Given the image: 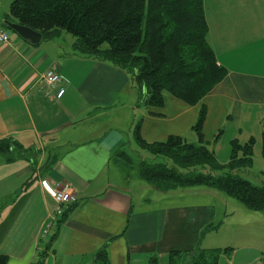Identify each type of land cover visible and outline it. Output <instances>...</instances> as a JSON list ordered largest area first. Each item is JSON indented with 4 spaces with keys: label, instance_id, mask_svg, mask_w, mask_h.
Wrapping results in <instances>:
<instances>
[{
    "label": "crops",
    "instance_id": "1",
    "mask_svg": "<svg viewBox=\"0 0 264 264\" xmlns=\"http://www.w3.org/2000/svg\"><path fill=\"white\" fill-rule=\"evenodd\" d=\"M9 3L0 0V25L10 36L0 44V139L12 138L30 155L36 152L37 163L33 170L32 160L0 162V255L7 264H30L45 240L54 202L42 181L67 184L77 197L75 206L63 209L68 216L43 264H90L105 246L110 264H168L170 252L196 248L230 249L218 264H264V212L248 211L207 188L154 191L112 159L133 139L137 123L141 139L150 144L170 136L195 142L192 127L201 103L187 106L164 94L163 108L145 107L127 72L75 52L69 35L41 37L37 45L21 39L2 24H17L8 18ZM203 4L208 44L227 71L202 100L203 140L225 164L220 161L224 156L229 161L231 141L253 139L250 168L259 163L261 179L255 184L243 179L261 186L264 0ZM50 70L67 83L53 99L44 96L41 84ZM46 161L53 164L42 174ZM210 225L212 231L204 232Z\"/></svg>",
    "mask_w": 264,
    "mask_h": 264
},
{
    "label": "trees",
    "instance_id": "2",
    "mask_svg": "<svg viewBox=\"0 0 264 264\" xmlns=\"http://www.w3.org/2000/svg\"><path fill=\"white\" fill-rule=\"evenodd\" d=\"M8 18L41 34L42 39L63 32L74 39L75 52L127 72L145 107L163 108L164 94L187 106L201 103L192 127L193 143L175 136L147 143L141 139L137 123L132 131L135 143L164 162L132 160L124 151H117L112 159L123 169L134 170L138 179L157 192L207 188L234 199L248 211L264 212V185L255 186L239 176L252 166L253 139L244 144L231 141V155L225 164L218 162L203 140L206 108L202 100L227 73L207 41L203 0H10ZM29 151L12 138L0 139V162L32 160L35 170L37 160ZM52 164L46 161L42 174L49 172ZM76 203L77 197L70 205ZM64 208L55 232L40 241L30 264L44 263L68 216ZM213 228L210 225L204 232ZM229 250L172 251L168 264H218L219 257ZM7 261L0 255V264ZM90 264H110L106 246L93 255Z\"/></svg>",
    "mask_w": 264,
    "mask_h": 264
},
{
    "label": "built area",
    "instance_id": "3",
    "mask_svg": "<svg viewBox=\"0 0 264 264\" xmlns=\"http://www.w3.org/2000/svg\"><path fill=\"white\" fill-rule=\"evenodd\" d=\"M9 39L8 32L0 25V44L8 43ZM41 84L44 96L49 99H53L54 93L57 95L67 87V83L53 70L47 71L41 76ZM41 184L54 202L53 211L49 215V221L42 232V237H45L48 235L53 223L62 214V208L76 201V194L73 188L67 184L50 186L46 181H42Z\"/></svg>",
    "mask_w": 264,
    "mask_h": 264
},
{
    "label": "rangeland",
    "instance_id": "4",
    "mask_svg": "<svg viewBox=\"0 0 264 264\" xmlns=\"http://www.w3.org/2000/svg\"><path fill=\"white\" fill-rule=\"evenodd\" d=\"M65 34V33H64ZM71 37V36H69ZM228 135H225V137H228ZM124 152L130 157L132 158V160H144L146 162H151V163H163L164 161L161 159H157L154 158L151 154H149L147 151L141 149L133 139L130 140V143L125 147ZM36 152H34L35 154ZM38 153V152H37ZM228 160L227 156H224L222 161L220 162H224L226 163ZM168 166H172L170 163H168ZM258 169H260V165L259 163L255 162V167L253 169L248 168L245 169L243 171L239 172V176H241V178H248L251 182H253L254 184L260 180L261 178H258L260 176H258L257 171H259ZM247 171H249V173H246ZM136 173V172H135ZM246 173V174H244ZM144 183V182H142ZM234 200V199H233ZM212 231V230H211Z\"/></svg>",
    "mask_w": 264,
    "mask_h": 264
},
{
    "label": "water",
    "instance_id": "5",
    "mask_svg": "<svg viewBox=\"0 0 264 264\" xmlns=\"http://www.w3.org/2000/svg\"><path fill=\"white\" fill-rule=\"evenodd\" d=\"M2 24L31 45H37L41 40V34L34 32L29 28L18 24H10L8 22H3Z\"/></svg>",
    "mask_w": 264,
    "mask_h": 264
}]
</instances>
